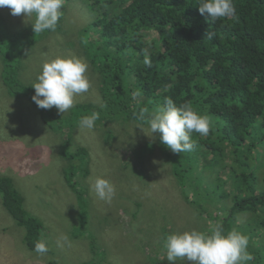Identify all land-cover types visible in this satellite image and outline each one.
Masks as SVG:
<instances>
[{
  "label": "trees",
  "instance_id": "1",
  "mask_svg": "<svg viewBox=\"0 0 264 264\" xmlns=\"http://www.w3.org/2000/svg\"><path fill=\"white\" fill-rule=\"evenodd\" d=\"M78 1L92 18L79 32V45L98 79L100 99L69 110L74 121L98 111L99 128L114 122L137 124L138 106L154 109L166 97L177 106L190 102L209 116V135L192 134L194 150L173 153L159 139V151L183 199L200 216L209 217L208 227L217 222L210 208L226 212L219 223L224 232L235 229L248 237L253 258L245 264H264V0H234L237 18L216 21L200 14L201 0ZM26 32L6 33L0 16L1 79L9 95H27L43 121L55 120L49 109L32 100L35 89L18 80V64L34 42L21 40L34 34L33 29ZM150 33L155 37L149 39ZM20 44H25L22 50ZM146 57L151 67L145 65ZM134 92L140 94L136 100ZM60 156L64 180L79 194L68 165L76 161L77 177L85 178L87 153L77 149ZM79 199L83 205L82 193ZM0 201L23 229L26 248L36 253L35 242L45 236L43 224L24 209L22 196L7 176H0ZM239 215H248L249 223L235 226ZM159 244L162 248L163 241Z\"/></svg>",
  "mask_w": 264,
  "mask_h": 264
},
{
  "label": "rangeland",
  "instance_id": "2",
  "mask_svg": "<svg viewBox=\"0 0 264 264\" xmlns=\"http://www.w3.org/2000/svg\"><path fill=\"white\" fill-rule=\"evenodd\" d=\"M86 10L83 3L71 0L64 5L55 31L28 34L34 17L13 16L8 7H0L6 33L27 30L28 36L21 40L25 44L34 40L18 64L20 83L36 82L42 65L58 56L85 62L79 32L92 19ZM95 38L91 33V40ZM25 44L18 48L22 50ZM2 67L0 55V176L10 178L23 198L24 209L43 224L49 254L26 248L23 229L0 201V264H170L159 241L174 232L211 228L209 217L200 216L183 199L172 169L159 151L158 133L149 137L147 127L144 132L134 122L81 128L71 111L63 115L55 107L49 109L55 120L45 122L27 95H9L1 79ZM86 75L92 86L88 93L76 97L75 106L99 103L98 79L89 66ZM77 149L87 153V176L77 177L76 161L68 168L81 188L79 194L64 180L60 156L65 151L74 154ZM98 176L115 185L116 195L110 203L90 191V183ZM221 178L226 180L223 175ZM209 211L217 216L216 223L227 216L212 208ZM247 223L248 215L236 217L235 226Z\"/></svg>",
  "mask_w": 264,
  "mask_h": 264
},
{
  "label": "clouds",
  "instance_id": "3",
  "mask_svg": "<svg viewBox=\"0 0 264 264\" xmlns=\"http://www.w3.org/2000/svg\"><path fill=\"white\" fill-rule=\"evenodd\" d=\"M64 4L65 0H0V7H8L11 15L19 16L23 13L27 17H34L32 28L35 34L56 30L63 16ZM198 10L202 15L207 13L213 21L237 18L234 0H201ZM208 38L211 39V34ZM144 63L151 67L147 57ZM87 70L88 64L77 57L58 56L46 61L36 82L30 85L35 89L32 100L39 108L55 107L63 115L68 113L75 106L76 97L88 93L92 86L86 75ZM139 95V92H134L133 100ZM103 107L106 105H101ZM134 116L139 128L144 131L147 126L151 133L149 137L158 133L160 142L173 153L194 150L196 141L192 139V134L206 137L213 126L211 118L200 114L190 102L177 106L168 97L163 105L154 109L138 106ZM99 118L100 113L93 111L81 117L79 127L92 130ZM90 191L98 199L109 203L116 195L115 185L99 176L90 183ZM62 239L68 240L67 236ZM248 246L249 240L245 234L235 229L225 233L219 223L208 231L192 229L174 232L166 235L163 240L165 258L170 264H176L177 261L182 264L185 261L191 264H245L253 258L248 252ZM33 250L40 255L46 254L49 251L47 241L43 238L37 240Z\"/></svg>",
  "mask_w": 264,
  "mask_h": 264
}]
</instances>
